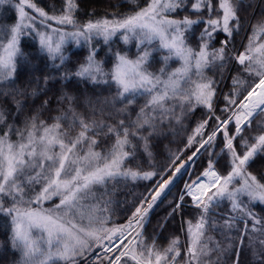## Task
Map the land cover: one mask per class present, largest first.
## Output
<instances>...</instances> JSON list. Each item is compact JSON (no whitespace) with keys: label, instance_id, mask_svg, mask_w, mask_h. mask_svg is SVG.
<instances>
[{"label":"snow or ice","instance_id":"6c2138e0","mask_svg":"<svg viewBox=\"0 0 264 264\" xmlns=\"http://www.w3.org/2000/svg\"><path fill=\"white\" fill-rule=\"evenodd\" d=\"M256 6L0 0V264H264Z\"/></svg>","mask_w":264,"mask_h":264},{"label":"trees","instance_id":"16d2710c","mask_svg":"<svg viewBox=\"0 0 264 264\" xmlns=\"http://www.w3.org/2000/svg\"><path fill=\"white\" fill-rule=\"evenodd\" d=\"M262 4H264V0H257V6H256V8H255V11H256V13H257V15H259L260 14V5H262ZM4 11L7 13V11H8V6H4ZM74 51H79L78 49H74ZM164 143H166V141L165 142H162L161 143V145H160V148H161V150H163V144ZM133 192H135V191H138V189H133L132 190ZM167 199V198H166ZM158 212H159V210H158ZM153 222H155V215H154V217H153Z\"/></svg>","mask_w":264,"mask_h":264}]
</instances>
